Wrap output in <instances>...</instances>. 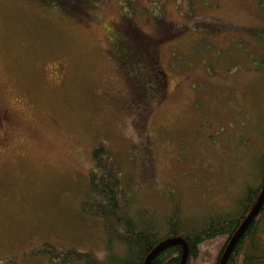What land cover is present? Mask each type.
<instances>
[{"label": "rangeland", "instance_id": "1", "mask_svg": "<svg viewBox=\"0 0 264 264\" xmlns=\"http://www.w3.org/2000/svg\"><path fill=\"white\" fill-rule=\"evenodd\" d=\"M84 1L69 15L55 1L0 0V122L13 116L0 125V264H53L29 253L43 243L103 262L121 252L108 254L100 219L82 205L97 145L134 217L148 209L163 229L173 203L180 224L198 228L237 214L246 189L264 181L257 0ZM123 26L155 38L158 92L146 84L136 98L117 66L110 42L126 44ZM124 53L132 76L147 72ZM54 62L65 69L57 84ZM259 227L264 238V213ZM227 242H205L191 264H212Z\"/></svg>", "mask_w": 264, "mask_h": 264}, {"label": "trees", "instance_id": "2", "mask_svg": "<svg viewBox=\"0 0 264 264\" xmlns=\"http://www.w3.org/2000/svg\"><path fill=\"white\" fill-rule=\"evenodd\" d=\"M39 1H55L56 3L65 5L70 8L69 15L81 11H78V9H83L86 3L84 0ZM257 2L264 8V0H257ZM122 28H124V32L126 33V39L129 40H127L126 44L123 42L124 44L119 46V40L111 41V52L116 58L115 62L117 66L130 79L129 85L135 91V97L137 98L140 88L145 87L146 84L153 85L154 82L157 84V79L163 73L158 69L159 63L154 54L155 41L152 39L155 38L146 35L147 39H151L148 42L136 30L129 31L131 27L123 26ZM128 44H130L129 47ZM124 52H130L134 55L136 53L139 54L134 59L130 57L127 59L130 62L135 61L139 66L142 65L144 68H147V72H136V75L132 76L127 67L123 65L122 61L124 58L122 56L125 55ZM260 61L263 63L264 58H261ZM159 88L160 90L162 89V82L156 85L155 93L158 92ZM91 158L92 170L89 175L90 194L82 205L86 211L100 219L108 254L115 246H120L121 252L117 254L113 251L112 254L107 256L108 259L103 262L96 259L89 252H79L74 249L65 251L54 248L48 245L49 243H43L39 247L31 249L29 251L30 254L32 252H40L39 254L42 256L51 255L48 257L53 264H72L76 259L81 260L82 264H143L145 257L158 243L167 238L182 237L187 242L189 249L186 264H191L192 261L198 259L201 246L205 242L219 235H222L226 241L230 239L253 206L260 192L259 187L246 189L243 197L238 201L237 214L235 212L233 216H224L223 218H217V220H210L206 225L198 228L194 224H190L191 227L180 224V220H183L181 218L180 207L177 203H173L172 211L167 216L166 228L163 229L160 225L156 224L158 222L155 221L157 216L148 209H139L141 212H138V218L134 217L135 212L133 213L129 208L131 201L126 195V190L120 187L119 178L114 175L115 170L110 162V153L106 148L97 145L91 152ZM260 164L264 175V158L260 160ZM142 212H148L155 223H151L150 218L144 216ZM262 213H264V204L258 215L234 246L226 264H258L261 262L264 264V238L261 237L262 230L259 227V218ZM223 250L224 247L217 253L212 264H219ZM180 258L181 247L173 245L158 253L150 264H180Z\"/></svg>", "mask_w": 264, "mask_h": 264}, {"label": "water", "instance_id": "3", "mask_svg": "<svg viewBox=\"0 0 264 264\" xmlns=\"http://www.w3.org/2000/svg\"><path fill=\"white\" fill-rule=\"evenodd\" d=\"M264 204V181L261 187V190L259 192V195L254 202L253 206L247 213V215L243 218L242 222L238 226V228L235 230V232L232 234L230 239L227 242L226 247L223 250L222 256L219 260V264H226L227 259L232 252L234 246L237 244L239 239L242 237L248 226L251 224V222L255 219V217L258 215L259 211L263 207ZM173 245H179L181 247V258H180V264H186L187 261V255H188V244L182 237H172L167 238L160 243H158L154 248L151 249L149 254L145 257V260L143 264H150L152 259L161 251H163L165 248H168Z\"/></svg>", "mask_w": 264, "mask_h": 264}, {"label": "flooded vegetation", "instance_id": "4", "mask_svg": "<svg viewBox=\"0 0 264 264\" xmlns=\"http://www.w3.org/2000/svg\"><path fill=\"white\" fill-rule=\"evenodd\" d=\"M58 66H62V63L54 62L53 65H52V68H51L52 75L54 76V82L56 84H57V78H58L57 74L63 75V77L65 75V69H64V71L62 73H60L61 68H57ZM55 68H57L56 72H55ZM53 71H54V73H53ZM9 114L11 115V117L9 116ZM12 118H13L12 113H10V112L8 113L7 111H5V114L3 116V122H0V125L3 126L2 128H4L5 126L10 125L11 122H12Z\"/></svg>", "mask_w": 264, "mask_h": 264}, {"label": "bare ground", "instance_id": "5", "mask_svg": "<svg viewBox=\"0 0 264 264\" xmlns=\"http://www.w3.org/2000/svg\"><path fill=\"white\" fill-rule=\"evenodd\" d=\"M188 255H189V253H188ZM188 255H187V258H188Z\"/></svg>", "mask_w": 264, "mask_h": 264}]
</instances>
